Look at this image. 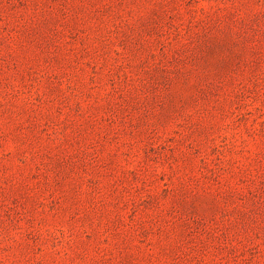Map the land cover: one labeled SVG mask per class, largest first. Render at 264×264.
<instances>
[{
	"label": "rangeland",
	"instance_id": "rangeland-1",
	"mask_svg": "<svg viewBox=\"0 0 264 264\" xmlns=\"http://www.w3.org/2000/svg\"><path fill=\"white\" fill-rule=\"evenodd\" d=\"M0 264H264V0H0Z\"/></svg>",
	"mask_w": 264,
	"mask_h": 264
}]
</instances>
